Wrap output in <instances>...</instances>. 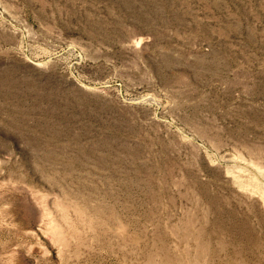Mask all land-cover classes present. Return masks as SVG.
Listing matches in <instances>:
<instances>
[{
    "label": "rangeland",
    "instance_id": "rangeland-1",
    "mask_svg": "<svg viewBox=\"0 0 264 264\" xmlns=\"http://www.w3.org/2000/svg\"><path fill=\"white\" fill-rule=\"evenodd\" d=\"M0 264H264V0H0Z\"/></svg>",
    "mask_w": 264,
    "mask_h": 264
}]
</instances>
